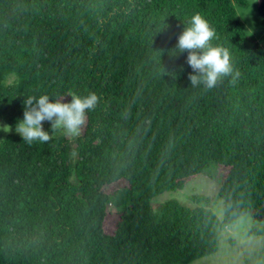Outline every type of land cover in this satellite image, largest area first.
I'll use <instances>...</instances> for the list:
<instances>
[{
	"label": "trees",
	"instance_id": "16d2710c",
	"mask_svg": "<svg viewBox=\"0 0 264 264\" xmlns=\"http://www.w3.org/2000/svg\"><path fill=\"white\" fill-rule=\"evenodd\" d=\"M236 7L248 0H0V121L16 126L29 96L98 97L79 136L1 142L0 264H192L218 252L220 228L264 222V47ZM195 13L231 53L212 88L176 48ZM220 166L222 223L153 207Z\"/></svg>",
	"mask_w": 264,
	"mask_h": 264
},
{
	"label": "rangeland",
	"instance_id": "374dc122",
	"mask_svg": "<svg viewBox=\"0 0 264 264\" xmlns=\"http://www.w3.org/2000/svg\"><path fill=\"white\" fill-rule=\"evenodd\" d=\"M258 2L259 0H248V8L236 7V11L244 23L249 37L264 47V21L258 11ZM12 82L13 79H9L8 83ZM4 126H8L9 130L4 131ZM42 127L43 130L48 131L49 137L62 135L72 139L84 132L81 127L77 135H68L63 129H53L50 121H42ZM15 128L16 126H10L0 121V144L7 136L17 133ZM212 174L216 176V179L210 178L208 175L200 176L190 181L181 191L166 192L158 196L152 202L153 207L157 208L167 201L177 200L189 209L207 207L222 223L224 204L219 198V190L228 170L220 166ZM124 185L125 183L121 182L109 186L106 188V192L111 194ZM195 197L208 198L209 203L202 199L194 200ZM120 206L124 207V203L113 202L110 205V210L116 213ZM260 232H264V222L255 221L252 214H245L233 225L219 229V250L216 254L197 260L192 264H264V235Z\"/></svg>",
	"mask_w": 264,
	"mask_h": 264
},
{
	"label": "clouds",
	"instance_id": "9594fccd",
	"mask_svg": "<svg viewBox=\"0 0 264 264\" xmlns=\"http://www.w3.org/2000/svg\"><path fill=\"white\" fill-rule=\"evenodd\" d=\"M250 34V33H249ZM217 39L215 29L200 13L187 18V26L178 37L176 48L188 51L187 63L193 69L189 74L192 85L203 83L212 88L218 79L233 71L231 53L228 48L213 44ZM98 102L94 93L86 96L72 95L70 102L50 100L48 95L29 96L24 100L23 119L17 122L15 131L25 142L44 143L49 139L43 130L42 121H50L53 129H63L68 135H77L84 124L86 112ZM4 131L9 127L4 126Z\"/></svg>",
	"mask_w": 264,
	"mask_h": 264
}]
</instances>
